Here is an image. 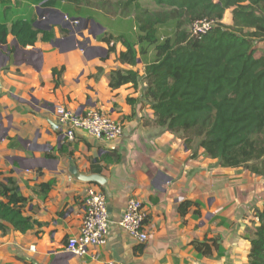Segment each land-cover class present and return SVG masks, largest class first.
I'll use <instances>...</instances> for the list:
<instances>
[{"label": "crops", "instance_id": "1", "mask_svg": "<svg viewBox=\"0 0 264 264\" xmlns=\"http://www.w3.org/2000/svg\"><path fill=\"white\" fill-rule=\"evenodd\" d=\"M2 11L0 20L11 22L29 14L41 27L39 10H7L4 15ZM125 23L126 32L133 35L136 25L130 29ZM98 27L111 34L107 26ZM38 30H52L54 39L44 43L39 35L34 46L23 48L9 35L0 45V180L16 181L29 199L25 215L41 224L25 234L0 233V264H238V255L246 253L247 258L250 243L240 230L250 218L237 213L241 196L237 169L221 167L202 149L188 150L183 139L157 126L153 110L142 98L143 83L137 89L109 87L111 71L131 69L142 75L145 64L138 62L133 68L120 64L112 53L107 55V46L98 41L102 36L95 37L87 28L79 37L88 40V49H79L72 40L66 43L73 38L68 27ZM88 50L96 54L89 55ZM60 67L64 72L55 87L52 70ZM128 98L134 101L128 103ZM57 106L102 111L121 122L123 136L98 141L78 133L73 142L59 139ZM91 175L101 179L92 183L82 179ZM49 181L54 182L49 192L38 193ZM89 187L105 196L109 233L104 246L76 257L66 251V242L78 233L82 199ZM131 199L139 200L147 213L149 237L144 244L128 238L118 225ZM186 201L201 204L200 218L192 217L193 208L180 215L178 207ZM205 237L221 239L219 255L201 258L192 249L194 239Z\"/></svg>", "mask_w": 264, "mask_h": 264}, {"label": "trees", "instance_id": "2", "mask_svg": "<svg viewBox=\"0 0 264 264\" xmlns=\"http://www.w3.org/2000/svg\"><path fill=\"white\" fill-rule=\"evenodd\" d=\"M22 1L23 10L35 2L46 9H59L64 16L82 18L71 8L80 0ZM116 1L126 14L134 11L135 39L104 33L98 41L108 47V54L115 53V42L120 43L124 48L116 58L120 64L133 68L140 62L145 67L142 75L131 69L111 71L109 87L115 90L131 85L137 89L143 83L142 98L153 110L157 126L181 134L188 150L197 138L198 149L225 169L242 168L263 176L264 53L255 58L253 43L264 42V0ZM142 1L154 3L161 11L150 16L141 9ZM0 10L4 15L16 9L7 0H0ZM227 10H231L230 27L221 24ZM35 19L29 14L11 22L1 19L0 45L7 43L9 35L23 48L34 46L39 35L44 43L52 41L53 31L35 29ZM202 19L213 20L216 25L200 38L191 37L184 27ZM63 72V67L52 70L55 87ZM133 101L127 99L128 103ZM53 184L40 185L38 193L46 195ZM28 203L13 178L0 180L2 235L11 230L25 234L41 226L25 215ZM192 208V217L200 218L201 204L197 201L181 203L178 212L183 217ZM249 223L253 232L245 238L250 243L246 264H264V199ZM190 246L201 258L222 252L220 238L194 239Z\"/></svg>", "mask_w": 264, "mask_h": 264}, {"label": "built area", "instance_id": "3", "mask_svg": "<svg viewBox=\"0 0 264 264\" xmlns=\"http://www.w3.org/2000/svg\"><path fill=\"white\" fill-rule=\"evenodd\" d=\"M78 23L77 20H71ZM216 22L202 19L191 24L190 35L200 38L209 32ZM57 132L62 140L73 142L78 133L98 140L115 141L123 136V126L119 120L110 115L86 108L81 112L70 110L64 106L55 108ZM147 213L139 200L131 199L127 202L122 218L118 222L123 233L131 239L144 244L148 241V233L145 230ZM109 220L107 204L104 194L92 187L87 188L82 199V218L78 233L67 239L66 251L76 257L88 254L90 248L102 247L106 244L109 233Z\"/></svg>", "mask_w": 264, "mask_h": 264}, {"label": "rangeland", "instance_id": "4", "mask_svg": "<svg viewBox=\"0 0 264 264\" xmlns=\"http://www.w3.org/2000/svg\"><path fill=\"white\" fill-rule=\"evenodd\" d=\"M7 2L13 9L16 10L24 9V3L22 0H7ZM140 5H141V9L144 10L146 9L148 12L147 14H149L150 16L154 13L157 14V12L161 11L160 10L161 8H158L152 2L143 1L142 3H140ZM71 8H75L76 12H80L82 14V18L70 17L67 15H65V17H62L61 15L55 13L50 14L46 8L42 7L39 3H35V2L30 3L28 6V10H39L40 16L37 22L40 24L39 26L43 28L49 27L53 29L54 26L67 27L70 21L72 20V18H77V19H73L78 21L77 25L72 23L71 26H68L73 38L68 39L66 41V43H70L72 40L73 45H75L76 47L79 46L86 49H88L89 47V43L87 42V40L80 39L79 37V33H81V31L84 28L90 30L91 34L95 35V37L103 36L104 32H101V29H99L98 24L103 28L107 26V31L110 30L109 32L116 37H118L119 35L114 34L115 31L120 34L122 33L121 35H125V37L129 36L130 40L135 39V33H137V29L135 31H132L133 35H130L125 30L126 28L125 24H128L125 22H127L128 20H131L129 22L130 29L133 28L132 26L134 23L133 17L135 16L134 11L132 12L130 11L128 12V14H126V11L121 10L117 6L116 0H80L78 4L72 5ZM45 9L46 11H44ZM164 11L167 10L164 9ZM78 18H81L82 20H78ZM221 24L227 27H230L232 25L231 10H227L224 13ZM190 27L191 25H187L186 27H184L185 28L184 30L187 33H190ZM84 34L86 35L87 38H89V40H91V35L85 32ZM114 45H115V53H113V57L117 58L118 53L116 51L117 50L116 48L117 47L120 49H124V48H122L120 43L117 42H115ZM253 49L255 50V54H254L255 58L259 57L261 54L264 53V42L255 41L253 43ZM87 53L89 55L96 54V52H91V50H88ZM142 68H144V66L141 67V70ZM176 136L181 140L183 139V136L181 134H178ZM197 143H198V139L194 138L190 146V150L192 151L198 150ZM235 172L238 173L241 182V187H240L241 196H240V200H238L240 206L238 207L239 209L237 208L238 210L237 213L242 217V219L243 218L251 219L253 214L256 213L257 209L260 208L262 200L264 199V175L263 176L254 175L242 168L237 169V171ZM227 225L231 227L230 226L231 223H228ZM240 231L242 232L241 235L244 236V238H246L247 236H250L251 233L253 232V225L248 222L247 224H245L244 229ZM236 260L238 264H245V261H247L246 253L238 255Z\"/></svg>", "mask_w": 264, "mask_h": 264}, {"label": "water", "instance_id": "5", "mask_svg": "<svg viewBox=\"0 0 264 264\" xmlns=\"http://www.w3.org/2000/svg\"><path fill=\"white\" fill-rule=\"evenodd\" d=\"M47 10L50 11L51 13H57V14L61 15L62 17H65L64 14L62 12H60L59 10H57V9H47ZM34 26H35V28H38V29H46V28H42V27H37L36 24H34ZM48 29H50V28L48 27ZM50 44H52V42ZM78 48L81 49L80 47H78ZM59 139H62V136H59ZM82 179L84 181L92 183V182H99V179H101V178L99 176H97V175H91V176L83 177Z\"/></svg>", "mask_w": 264, "mask_h": 264}]
</instances>
